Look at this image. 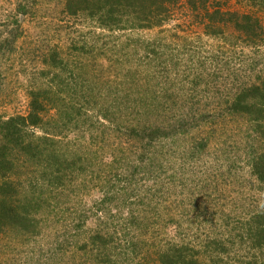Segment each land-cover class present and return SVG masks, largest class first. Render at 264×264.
<instances>
[{"label": "trees", "instance_id": "16d2710c", "mask_svg": "<svg viewBox=\"0 0 264 264\" xmlns=\"http://www.w3.org/2000/svg\"><path fill=\"white\" fill-rule=\"evenodd\" d=\"M181 2L195 14L196 24L201 26L205 36L227 41L225 31L232 28L238 35L237 39L245 46L264 52V26L261 22L250 14L223 10L217 0H65L64 12L70 18L90 19L103 31H148L163 29L173 8ZM256 2V5L264 7V0ZM16 25L12 37L6 38L2 43L4 50L11 49L9 42H14L19 36L21 26L18 20ZM178 28L179 26H175L171 30ZM167 31L162 30V33ZM137 45H132L134 52ZM157 45L161 44L152 40L146 42L145 48L149 50L146 59L149 63L157 60L154 47ZM128 46L130 45L126 43L122 47ZM170 53V62L173 63L177 54ZM74 58L75 56L72 61L64 60L57 50L46 53L41 60L44 68L40 71L46 84H36L29 89L26 115L0 118V237L5 238L6 244L10 242V245H19V248L29 247L32 240L41 236L42 224L46 223L50 214L56 212L55 215H59L58 220L61 219L62 212L57 211L61 197L67 199L73 194H85L91 187L98 188L99 182L109 185L113 178L110 180L108 174L112 173L113 165L119 161H131L124 158L129 153L122 148L123 145L116 147L111 152L113 156L108 166L109 171L102 172V166H106L100 161V149L93 144L92 147L88 145L75 148L66 141L76 131L85 133L92 130L104 133L113 130L132 139V143L140 142L146 155L134 162L136 172L143 169L140 173L149 179L153 178L154 186L148 193L163 196L165 190L166 194H170L173 189H177L175 185L178 182V173L173 172L174 168L168 159H175L174 162L178 163L177 169L182 166L184 172L188 160L204 155L211 140L207 136L199 138L195 134L204 135V131L211 127V119L220 112V118L226 115L230 120L239 119L248 128L246 141L250 144L245 164L249 167L251 176L255 177L259 191L264 192V72L248 84L231 88L225 98L224 95H217L213 116L207 109L211 92L208 83L203 85L204 92H200L205 99L197 97V90H200L197 88L205 81L200 75L192 81L196 92L188 90V95L181 97L175 95L179 91L177 87L180 86L174 80H169L167 86L152 84L156 78L152 64L148 70L149 72L152 69V72L148 73L149 76L146 75L149 83L144 88L138 84L140 72L133 68H124L121 81L113 91L109 84L102 83L93 74V70H88L89 62ZM173 64L170 67L177 72L179 62ZM100 84L104 86L100 87L103 93H96L95 85ZM131 91L136 95L135 98H128ZM120 92L125 98L121 97ZM65 93L67 95H63ZM116 152H119V158L115 155ZM124 165L130 167L134 164ZM162 171L164 174L173 172L172 175L168 174L171 175V183L168 185L157 180ZM25 173L31 174L32 179L20 182L19 176ZM96 181L98 182L94 184ZM154 187H158L159 192ZM120 189L117 194L122 196L114 200L126 202L129 199L127 194H133L134 190L131 186L127 189L126 186H121ZM108 197L109 194H106L102 208L101 201L94 205L97 213L102 212L104 219L112 215L104 212L108 210L104 207L110 200ZM165 211L170 212L167 208ZM77 215L73 219L75 228L83 229L81 224L85 222L86 214ZM133 215L134 223L139 222L138 225L145 227L152 225V218L151 223L147 224L145 215L143 220ZM158 215L157 212L154 213L153 219L159 218ZM94 216L95 221L100 222L102 217L99 218L96 214ZM62 219L66 220V217ZM64 227L65 246L75 245L83 251L85 257L88 253L92 264H123L125 260L128 261L127 254H123L124 250L117 243L118 239L113 234H107L108 232L102 233L100 223L99 227L90 230L89 235H72V230L65 225ZM244 227H247L246 232L239 235H234V228H226L228 237L238 236L240 245L244 244L241 246L242 249L244 247V252L233 249L232 246L226 250L227 244L220 237L219 240L202 246V251H199L203 256H200L199 251L192 250L180 238L177 242L170 243L167 248L155 251V264H264V211L253 214L242 225ZM125 240L130 247H137L135 234ZM139 244L144 245V242ZM46 249V255L53 264H57L61 246L57 249L48 246ZM114 257L118 259H112ZM32 259L29 258L31 261ZM61 262L59 258V263Z\"/></svg>", "mask_w": 264, "mask_h": 264}, {"label": "rangeland", "instance_id": "374dc122", "mask_svg": "<svg viewBox=\"0 0 264 264\" xmlns=\"http://www.w3.org/2000/svg\"><path fill=\"white\" fill-rule=\"evenodd\" d=\"M256 1L258 0H217L223 10L250 14L264 26V7L256 5ZM64 3L65 0H0V51H3L0 52V118L26 115L28 91L33 85L46 84L40 73L44 68L41 60L46 53L53 50H57L64 60L72 61L75 56L74 59L89 62L88 70H93V74L102 83L109 84L113 91L121 81L124 68L138 70V84L144 88L145 84L149 83L146 75L149 76L152 72V69L148 72L152 64L156 78L154 82H150L167 86L169 80H174L181 87H177L179 91L175 95L181 97L187 96L188 90L196 92L192 81L200 75L205 81L197 88L200 89L197 90V97L205 99L200 92L203 91V85L208 83L211 92L207 109L213 116L217 95H224L225 98L231 88L236 89L248 84L264 72L262 50L245 46L237 39L238 35L232 28L225 31L227 41L205 36L201 26L196 24L195 14L185 3L181 2L173 8L172 15L163 29L124 33L103 31L90 19L70 18L64 12ZM17 20L21 26L19 36L14 42H9L11 49L4 50L2 43L6 38L12 37ZM175 26L179 28L172 31ZM162 30L168 31L162 33ZM148 40L161 44L154 46L158 57L150 63L146 59L149 50L145 48ZM126 43L130 46L122 47ZM133 44H138L135 52L132 49ZM170 52L177 54L173 62H179L177 72L171 69L173 63L170 62ZM66 76L70 78L68 74ZM100 87L104 88L101 84L95 85L96 93H103ZM120 95L125 98L123 93L120 92ZM131 97H136L132 91L128 93V98ZM197 107L198 104L195 108ZM220 114L218 112L211 119V127L204 131V135L195 134L199 138L207 136L211 140L204 155L188 160L184 172L181 165L177 169L178 163L174 162L175 159H168L174 168L173 172L178 173V182L175 185L177 189H173L170 194H166L165 190L163 196L148 193L154 186L153 178L149 179L140 173L143 169L136 172L134 162L146 155L140 142L132 143V139L113 130L104 133L92 130L71 133L66 140L71 147L79 148L93 144L100 149V161L107 167L102 166V172L109 171L108 166L113 156L111 152L116 147L123 145L122 148L127 149L126 152L129 153L124 158L127 157L131 161H119L113 165L112 173L108 174L110 180L113 178L109 185L99 182L98 188L91 187L85 194H73L67 199L61 197L57 211H61L60 215L66 217V220L62 217L58 220L59 215L56 216V212L50 214L46 223L42 224L41 236L32 240L29 247L19 248V245H10V242L6 244L5 238L0 237V264H53L46 255L48 246H54L56 249L61 246L57 264H92L88 253L85 257L83 251L75 245L65 246L64 225L72 230V235H89L91 229L99 227V223L101 232L113 234L118 239V245L124 250L123 254H127L129 259L123 264H155V251L167 248L170 243L177 242L180 238L181 242L187 243L192 250L202 251V246L221 237L227 244L226 250L232 246L233 249L244 252V247L241 248L244 244L240 245L238 236L228 237L226 228H234V235L245 233L247 227L242 228V225L253 214L264 211V192L259 191L255 177L251 176L250 169L245 164L250 144L246 141L248 128L241 120H230L226 115L220 118ZM115 155L117 158L120 156L119 152ZM131 163L134 165H124ZM173 172L164 174L162 171L157 180L168 185L171 183L169 176ZM19 177L20 182H27L33 176L25 173ZM121 186H126V189L131 186L134 190L133 194H127L129 199L126 202L114 200L122 196L117 194ZM154 189L159 192L158 187ZM106 194H109L110 200L105 203L104 207L108 210L104 212H110L112 215L104 219L102 212L97 213L94 205L101 201L102 208ZM160 196L161 199H157ZM165 208L170 212L165 211ZM156 212L159 218L153 219ZM83 213L86 214L85 222L81 224L84 228L77 229L73 222L74 216ZM95 214L99 218L102 217L100 222L95 221ZM132 214L137 215L140 220H143L145 215L147 224L151 223L152 218V225L145 227L138 225L139 222L134 223ZM129 233L135 234L137 247H130L125 240L130 239ZM141 241L144 245L139 244ZM200 251V256H203ZM29 258H33L32 261ZM112 259L116 260L118 257Z\"/></svg>", "mask_w": 264, "mask_h": 264}]
</instances>
